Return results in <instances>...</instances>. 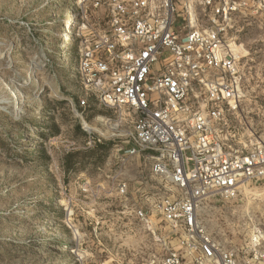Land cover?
Masks as SVG:
<instances>
[{
  "label": "rangeland",
  "instance_id": "1",
  "mask_svg": "<svg viewBox=\"0 0 264 264\" xmlns=\"http://www.w3.org/2000/svg\"><path fill=\"white\" fill-rule=\"evenodd\" d=\"M71 1L0 0V264H142L174 243L158 209L173 186L136 162L129 173L142 183L130 181L126 197L111 184L113 153L129 144L132 118L91 95L78 106L77 41L65 34L75 21ZM256 23L236 34L245 77L239 109L218 131L226 149L264 142V22ZM137 204L154 235L134 217ZM197 216L230 245L254 225L264 231V177L235 199L201 200Z\"/></svg>",
  "mask_w": 264,
  "mask_h": 264
},
{
  "label": "built area",
  "instance_id": "2",
  "mask_svg": "<svg viewBox=\"0 0 264 264\" xmlns=\"http://www.w3.org/2000/svg\"><path fill=\"white\" fill-rule=\"evenodd\" d=\"M67 12L75 21L65 34L77 41L72 66L85 93L78 106L91 95L132 118L129 144L113 153L116 194L126 197L134 179L142 183L129 173L133 162L174 187L158 208L174 243L142 264H264L260 227L230 245L197 216L201 200L235 199L264 177V142L226 149L218 134L241 102L236 34L243 22H264V0H72ZM132 212L156 233L144 206Z\"/></svg>",
  "mask_w": 264,
  "mask_h": 264
}]
</instances>
